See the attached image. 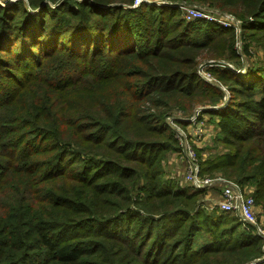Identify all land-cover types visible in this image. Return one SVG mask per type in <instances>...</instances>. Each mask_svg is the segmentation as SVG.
Listing matches in <instances>:
<instances>
[{"label": "trees", "instance_id": "trees-1", "mask_svg": "<svg viewBox=\"0 0 264 264\" xmlns=\"http://www.w3.org/2000/svg\"><path fill=\"white\" fill-rule=\"evenodd\" d=\"M133 1L0 0V264H264L251 227L163 177L167 112L209 105L200 174L264 208V57L240 70L252 42L264 56V0H165L230 13L239 38Z\"/></svg>", "mask_w": 264, "mask_h": 264}, {"label": "rangeland", "instance_id": "rangeland-1", "mask_svg": "<svg viewBox=\"0 0 264 264\" xmlns=\"http://www.w3.org/2000/svg\"><path fill=\"white\" fill-rule=\"evenodd\" d=\"M162 2L164 4L169 5H175L178 10L180 11V16L182 18H185V21L192 22L196 20V18L189 15V13L186 11V9L189 8H195L202 12L207 13H215V14H230L228 12L220 13L217 12L211 8L206 7L205 5H200L197 3H168L165 0H145V2ZM143 2V1H142ZM140 4V3H139ZM138 4V5H139ZM160 4V3H157ZM138 5L134 6L131 5L130 7L136 8ZM181 5V6H179ZM184 6V7H183ZM205 20V19H203ZM208 21V20H207ZM239 21V20H238ZM219 25V24H218ZM235 33L238 35L240 32V25L235 21L233 23V26ZM240 34L238 35L239 38ZM237 48H239L242 51L243 42L241 40L237 41ZM244 65L240 68L241 72L244 71L245 68H248L253 65H258L262 59H263V52L259 47H257L255 44L249 46V52L246 54L245 52L241 55ZM215 62L214 59H206L200 61L198 65L197 73L201 75V77L206 81H213L210 73L207 71V66L212 65ZM221 63L227 65V61H221ZM209 107V105L203 106V104H197L195 105L191 110L184 109L183 107H173L171 108L167 114H166V120L169 124H171L174 128V132L177 130L182 133V142L186 140V142L193 147V149L197 152L199 149V154L202 159L208 157L211 153L214 152V136L217 132L215 130L214 125L208 121V117L206 114L201 115V119H198V115L200 113V110L203 108ZM181 122V125L179 122ZM184 122V123H182ZM180 142V141H179ZM180 142V145H182ZM179 145V147H180ZM180 153V149H178L177 152L168 153L165 156V160L163 161L164 170L166 171V175L163 176L164 179L171 180L176 179L178 183L184 184L183 181V170H184V159H182ZM202 175V174H201ZM211 178H224L221 175L215 174L214 176L204 175ZM225 179V178H224ZM247 188V193L252 194L253 187L250 185H244ZM218 191V190H217ZM218 192L210 191V193L206 194L205 204L206 206L208 204L214 205V202L218 199ZM216 210V211H215ZM213 212L216 214H220L221 212L215 209ZM256 215L257 218L260 220L261 225H264V208L261 207V205L256 204ZM252 234L257 235L252 232Z\"/></svg>", "mask_w": 264, "mask_h": 264}, {"label": "built area", "instance_id": "built-area-1", "mask_svg": "<svg viewBox=\"0 0 264 264\" xmlns=\"http://www.w3.org/2000/svg\"><path fill=\"white\" fill-rule=\"evenodd\" d=\"M145 0H134V6L138 5ZM155 3H161L156 1ZM181 6V5H179ZM184 7V6H183ZM190 16L196 19H205L219 24L222 27L233 26L237 21L231 14H215L202 12L195 8L186 9ZM185 20V18H184ZM178 141L182 142V133L176 131ZM179 142V145H180ZM180 145V153L184 159L183 181L191 186L194 190H204V197L210 193V189L218 187V199L214 205L208 204L207 210L217 209L220 212H228L233 214L239 221L242 228L247 229L251 227L253 233L262 238V251L263 255L257 261L264 260V225H261L260 220L256 215V203L251 194L247 193V188L241 186L231 180L224 178H211L200 174V166L195 150L191 147L186 140Z\"/></svg>", "mask_w": 264, "mask_h": 264}, {"label": "crops", "instance_id": "crops-1", "mask_svg": "<svg viewBox=\"0 0 264 264\" xmlns=\"http://www.w3.org/2000/svg\"><path fill=\"white\" fill-rule=\"evenodd\" d=\"M214 128H215V127H214ZM217 190H218V187H213V188L210 189L211 192H212V191H214V192H218ZM217 195H218V194H217Z\"/></svg>", "mask_w": 264, "mask_h": 264}]
</instances>
